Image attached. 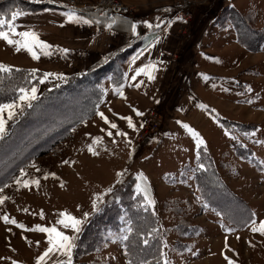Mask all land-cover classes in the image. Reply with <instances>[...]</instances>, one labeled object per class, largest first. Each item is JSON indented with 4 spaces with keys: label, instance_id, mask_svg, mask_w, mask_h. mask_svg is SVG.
I'll list each match as a JSON object with an SVG mask.
<instances>
[{
    "label": "rangeland",
    "instance_id": "1",
    "mask_svg": "<svg viewBox=\"0 0 264 264\" xmlns=\"http://www.w3.org/2000/svg\"><path fill=\"white\" fill-rule=\"evenodd\" d=\"M122 1L133 8L134 15L138 13L136 4ZM179 1H186L192 16L185 30L179 29L180 26L176 30L180 38L178 41L174 37L177 44L172 50L176 52L180 43L187 41L194 12L209 4L203 0H173L174 11ZM23 7L26 6L20 0H0V17ZM222 20L223 25L232 26L237 42L246 51L237 56V65L256 59L252 67L240 72L238 93H233V98L237 96V105L224 103L221 108L216 105L221 113H211L213 109L210 107L208 111L195 113L192 110L190 115L183 116L173 108L177 93H165L162 103L151 109H158L162 117L159 137L148 144L135 145L142 129L139 127L131 143L132 168L129 165L125 169L124 180L130 175L136 177L133 184L136 190L137 183L140 184L141 191L134 193L137 210L152 213L158 226L156 234L164 235L163 245L167 247L162 250L169 264H226L223 254L233 258L236 264H264V237L258 232L253 233L244 223L253 212L258 219H264V0H235L233 5L225 8ZM125 55L126 52L112 55L84 78L69 75L64 81L49 79L51 83L47 88L39 82L43 72L38 70L36 78H31L36 81L33 86L38 89V99L32 101L33 107L17 110L13 120L7 119V112L3 114L7 122L6 134L0 139V188L9 185L2 193L9 199L0 205V215L15 218L26 228L40 224L77 237L79 232H74L69 222L66 221L69 227H64L56 221L63 219L59 212L65 211L80 220L79 228H82L94 212L90 209L92 202L97 199L112 164L118 158L117 151L124 138L115 136V130L109 129L95 113L118 97L114 89L120 84L125 85L123 92L126 93L128 83L122 73ZM248 88L252 91H247ZM17 97L6 103H12ZM248 99L252 100L251 104L247 103ZM164 101L168 102L167 107ZM133 108L139 110L135 105ZM89 111H94L93 119L78 122ZM106 116L112 117L110 113ZM206 118L211 119L216 128L208 125L204 130L198 129L194 120L201 123ZM176 120L195 128L206 145L197 149L184 129L168 130ZM79 127L83 129L76 134ZM107 131H112L113 136H107ZM246 133H255V136ZM86 134L102 137L94 145L98 152L95 157L87 151L86 146L91 141ZM233 136L236 139H232ZM62 161L70 163L63 164ZM73 161L75 163H71ZM199 163L205 167L199 168ZM31 164L40 171L31 168ZM21 168L28 174L26 178L38 179L39 185L17 188L13 180L20 175ZM45 172L55 173L58 178L49 176L44 179ZM141 172L146 179L138 181ZM114 187L110 188L111 191ZM145 188L155 201L147 209L143 206ZM116 200L112 196L106 197L101 206L112 205ZM204 204H207L206 208ZM217 211L221 213L219 217L215 214ZM118 220L121 225L117 230H104L100 225L101 234L94 239L96 249L75 259L72 257V264H127L120 239L129 223L127 214L119 215ZM221 224L230 225L234 231L225 232ZM36 241H40L39 246ZM46 241L47 234L21 230L0 221V257L16 259L20 264H34L35 257L47 247ZM226 243L234 252L225 249ZM76 249L82 248L76 243L72 255ZM54 260L55 257L53 264ZM0 264H10V260H0Z\"/></svg>",
    "mask_w": 264,
    "mask_h": 264
},
{
    "label": "crops",
    "instance_id": "2",
    "mask_svg": "<svg viewBox=\"0 0 264 264\" xmlns=\"http://www.w3.org/2000/svg\"><path fill=\"white\" fill-rule=\"evenodd\" d=\"M27 1L48 3L50 6L33 12H24L25 15L19 16L15 21L17 31H34L39 34L40 39L53 46L67 48L69 52L62 55L53 47V54L44 56L42 52L37 50L39 59L33 60L25 50L21 49L17 52L14 46L0 41V63L23 69H37L43 74L45 72H57L64 76H80L112 55L118 52H126V59L122 64V73L129 74L126 78L128 86L126 93H124L125 98L118 95L112 103L109 101L110 104H104L102 112L105 115L110 113L112 117L108 116L109 119L117 121L115 123L120 124L122 129L124 128L130 133L131 142L142 119L147 116L152 108L162 103V97L165 93H177V101L173 108L174 111L183 116L190 115L192 110L195 113L203 112L197 107V104L200 103L207 104L209 108L211 107L218 113L221 112L216 105L220 108L224 103L237 105V96L235 95L233 98V93H238L237 82L240 78V72L255 64L256 59L252 58L244 61L242 66L237 65V56L246 51L237 42L232 26L222 23L225 8L233 5L235 0H203L204 3L209 4L203 10L194 12V20L190 26L187 41L180 43L178 52L172 50L173 46L177 44L174 40L179 41L180 39L176 31L180 22L175 19L176 15L172 7L173 0H126L137 5L138 13L133 16H119L128 24L118 23L113 25L111 29L105 27L108 23L107 18L90 9H76L64 4L62 0ZM190 1L202 2V0ZM72 11L86 19H92L93 23L69 22L66 19V14ZM158 18L174 21L167 33L162 31L163 25L161 29L155 27ZM97 20L99 23L96 22ZM144 21H148L153 27L148 28L143 23ZM130 23L137 24L136 35H132L130 32L128 27ZM4 30L6 31L7 28L5 27ZM157 34L162 37L160 42L145 51L146 47L153 43V38ZM15 38L19 39V37ZM140 52L144 54L135 63H131ZM216 60H219V63ZM149 63L155 65L157 69L152 73L154 79L148 80L147 76L142 74L137 77V81H131L130 77L135 68ZM201 73L208 75L209 79L204 80ZM50 79H55V77ZM138 82L143 83L139 88L134 87L133 85ZM50 83L49 79L46 80L44 87L47 88ZM164 103L167 107L168 102L164 101ZM133 105L139 108V111L144 115L136 116L132 111ZM129 116L137 126L135 131L127 127L125 120L120 119V117ZM182 119L186 120V118ZM98 121L101 122L99 119ZM177 121H173L172 126L174 128L168 126L167 129L170 131L183 129L176 123ZM194 121L197 122L196 126L200 130H204L208 125L216 128V125L209 118L201 123L197 119ZM82 129L79 127L76 134ZM150 141L147 140L144 144H148ZM130 151L132 152V145L126 144L123 140L122 147L117 151L118 158L112 164L106 176V182L97 194L96 203L103 193L116 184L120 177H117L116 173H122L131 165L132 155L129 156Z\"/></svg>",
    "mask_w": 264,
    "mask_h": 264
},
{
    "label": "snow or ice",
    "instance_id": "3",
    "mask_svg": "<svg viewBox=\"0 0 264 264\" xmlns=\"http://www.w3.org/2000/svg\"><path fill=\"white\" fill-rule=\"evenodd\" d=\"M25 13L20 10L16 11H11L10 18L7 16L0 17V41L6 42L8 45H12L15 47L16 51L19 52L21 49L25 50L33 60L39 59V50L40 52L43 53L44 56H50L52 55V48L55 47L56 51H58L62 55H66L69 52V49L67 48H61L59 46H53L49 44L48 42L40 39L39 34L34 32V31H17L15 21L19 16H23ZM102 15H106L103 14ZM66 19L69 22H83L85 24H92L93 20L92 19H86L83 16L77 15L75 11H72L70 13L66 14ZM176 20H183L182 17L177 16L175 18ZM108 23L105 25L107 29H111L113 25L116 24H128L126 20H122L119 16H112L110 18H107ZM99 23V21H96ZM174 21L172 20H162L158 18V22L156 23L155 27L157 29H161V26L163 25L162 31L164 33H167L168 28L172 25ZM148 28H152L153 25L150 24L148 21L143 22ZM5 27L7 30L5 31ZM129 30L132 35L137 34V24L136 23H130L128 25ZM15 37H19V39H16ZM162 37L157 34L153 38V43H150L145 51L148 48L154 47L155 44L159 43ZM144 53L140 52L137 54L136 57L133 58L131 63H135L137 59H139L140 56H142ZM209 59H215L214 57H208ZM217 63H219V60H216ZM131 67V65H130ZM151 69V71H149ZM13 70L12 66L6 65L4 63H0V73H6V72H11ZM19 71V69H16ZM156 66L149 63V64H143L140 67L135 68L133 71V74L131 75L130 79L131 81H137V77L140 75H146L148 80H153V71H156ZM37 69H32L31 72L29 73V76L33 79L36 78L37 76ZM128 73H124L125 78L128 77ZM201 76L204 80H208L209 76L201 73ZM55 77L57 81H64L65 76L62 73H57V72H45L42 77L39 78V82L43 84L46 80ZM143 82H138L135 83L133 86L139 88ZM58 86V85H57ZM125 87L124 84H120L118 88L114 89L115 93L119 95L121 98L124 97V92L123 88ZM227 91V89H225ZM247 91H252L251 88H248ZM38 89L37 87L29 84L28 87H19L18 88V97L17 100L13 101L12 103H0V139H3L5 134H6V119L4 117V113L7 112V119L8 120H13L17 114V110H23V108L26 107H33L32 101L37 100ZM248 104L252 103L251 99L247 100ZM99 106H97L98 108ZM197 107L204 110L208 111L209 106L207 104H197ZM132 111L136 114V116L140 117L143 116L144 113L140 112L138 109L133 108ZM211 113H215V110H211ZM210 113V114H211ZM97 116L101 118L103 123L108 126L109 129H114L115 130V136L118 137H123L126 144L131 145V140L128 136L127 132L121 131L117 125V123L113 122L112 120L109 119L108 116L104 114V112L97 110L95 113ZM214 119H216L215 116H213ZM120 119H123L127 122V127L129 129H132L133 131L137 130V126L134 124L133 119L129 117H120ZM177 124H179L194 140L195 142V147L197 149H201L202 146L206 145L205 139L202 137V135L192 126H190L188 123H184L183 121H177ZM140 128H143L144 125L140 124ZM101 131H104V129H101ZM89 135V139L91 143L87 144V151L90 153L92 156H97L98 152L95 150L94 145H96L98 142L101 141L102 137L101 136H91ZM225 135H229L228 132H225ZM245 135H252L255 136V133L251 134H245ZM107 136L112 137L113 132L112 131H107ZM232 139H236V137H232ZM116 141L113 140V143ZM257 143H261L260 141H256ZM206 151V147L204 148ZM132 155V152H129V156ZM63 164H69V161H62ZM71 163H75L74 161ZM31 168L36 169L37 172L40 171V169L37 168L35 164L30 165ZM198 167L203 169L205 165L203 163H199ZM122 175L121 172H117L116 176L119 177ZM28 174L26 173L24 168L20 169V175L15 177L13 180L14 185L19 188V186L23 185L24 188H29L32 185H39V180L36 178H26ZM49 176H52L53 178H58L56 177L55 173H48L45 172L43 175L44 179H47ZM146 177H144L143 173H139L137 176L138 181H143L145 180ZM63 186V184H61ZM9 187L8 184H4L3 188H0V205H3L7 199H9L7 196L3 195L4 189H7ZM107 191H111V189H108ZM137 191H141L140 184L137 183ZM144 193V201L145 204L143 205L146 209L149 207H152L155 203L154 200H152L148 194H147V189H143ZM197 200L200 199V197L196 198ZM205 208L207 207V204L203 205ZM92 207L94 210L97 209V203L94 200L92 202ZM25 212L28 211V209H24ZM215 211V210H213ZM216 216H220V212H215ZM59 216L62 217L63 219H59L56 221L57 224L63 225L64 227H69V223L71 228L73 229L74 232H79L80 224L82 223L80 220L76 219L72 215L68 214L65 211H60ZM40 217L41 219L44 218V213L43 210L40 212ZM0 221H3L5 225H15L16 228L25 230V231H33V232H39V233H44L47 234V247L44 249V251L37 255L34 260V264H53V258L55 257L54 264H72V254L73 250L76 247V237L75 236H69L65 235L63 231L57 230L56 227H46L40 224L34 225L32 228H26L25 224L18 222L15 218L9 217L7 214L5 215H0ZM69 222V223H66ZM246 226H250V230L253 233L258 232L262 237H264V219H258L256 217V213H251L248 220L244 221ZM258 225V226H257ZM221 228L224 229L225 232H233L234 229L228 225L221 224ZM133 229L131 226L125 229V234L120 237V239L127 241L129 239L128 233H132ZM152 232H156V229H152ZM151 235V233H150ZM25 240L27 238L25 237ZM28 243H31L28 241ZM143 243L147 245L149 243L148 239L145 238L143 240ZM37 246H39L40 241H36ZM167 245L164 244L163 248H166ZM225 249L227 251H232L234 252L233 249H231L228 244H225ZM15 251V249H13ZM195 254V252H193ZM160 257L163 259V264H169L168 258L166 253L161 250L159 252ZM66 258V259H65ZM223 258L226 261V264H236L235 260L233 258H230L227 254H223ZM0 260H10V264H20L16 259H11L9 257H0ZM129 264H132V262H129ZM141 264H146V262H141Z\"/></svg>",
    "mask_w": 264,
    "mask_h": 264
},
{
    "label": "trees",
    "instance_id": "4",
    "mask_svg": "<svg viewBox=\"0 0 264 264\" xmlns=\"http://www.w3.org/2000/svg\"><path fill=\"white\" fill-rule=\"evenodd\" d=\"M20 1L26 6L20 9V11L23 12H33L50 6L48 3L32 2L27 0ZM7 17L10 18V15ZM100 64L95 67H98ZM12 68L13 70L11 72L0 73V103H6L14 100L18 95L19 87H28L29 84L33 85L36 83V81L31 79L29 76L31 70L15 67ZM16 69H19V71ZM91 70L86 72L84 76H78V78L89 76V72ZM93 115L94 111H89L88 114L81 117L78 122L84 119H89ZM125 172L126 170L122 172V175L118 178L112 191H106L102 194L97 202L98 210H94L92 215L87 218V221L85 220L82 228H80L75 242L82 249H76L74 251V255H72L73 259L79 255H85L94 251L96 249L94 239L96 240L101 234L99 226L103 225L104 230H112L113 228L117 230V227L121 225L118 217L125 212L128 216L129 222L125 227L128 228L131 226L133 229L132 233H128L129 239L127 241L122 240V249L126 256V263L129 264V262H132V264H141L143 261L146 262V264H163L159 252L163 247L164 235H158L156 232H152V229L158 230L156 218L152 213L146 210H137L138 207L134 203V199L136 198L134 193H136L137 190L133 185L136 177L130 175L128 179L124 180ZM129 195L131 197H128ZM111 196L115 197L118 201L116 200L109 206H106L105 204V207H102L101 205L103 204L105 198H109ZM126 196L128 198L124 199ZM99 213L102 215L99 216ZM145 238L149 241L147 245L143 243Z\"/></svg>",
    "mask_w": 264,
    "mask_h": 264
},
{
    "label": "built area",
    "instance_id": "5",
    "mask_svg": "<svg viewBox=\"0 0 264 264\" xmlns=\"http://www.w3.org/2000/svg\"><path fill=\"white\" fill-rule=\"evenodd\" d=\"M62 2L76 9H90L105 18L134 15L133 8L122 0H62ZM176 5L178 6L175 11L176 17L179 16L183 18V20H179V29L185 30V25L191 18L192 11L189 10L186 1L176 2ZM102 13L106 15H102ZM161 121L162 117L160 111L158 109L151 111L143 121L144 127L141 129L140 134L137 135L135 145L159 137L161 133Z\"/></svg>",
    "mask_w": 264,
    "mask_h": 264
}]
</instances>
